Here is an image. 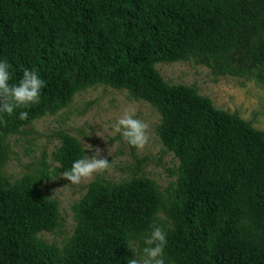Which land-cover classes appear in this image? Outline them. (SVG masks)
<instances>
[{
	"label": "trees",
	"instance_id": "trees-1",
	"mask_svg": "<svg viewBox=\"0 0 264 264\" xmlns=\"http://www.w3.org/2000/svg\"><path fill=\"white\" fill-rule=\"evenodd\" d=\"M0 58L10 83L25 68L45 82L38 104L0 124V264H127L154 223L168 234L166 264H264V131L157 69L192 62L264 87V0H0ZM97 86L159 114L163 153L179 161L176 182L163 191L139 175L147 159L129 180H94L72 206V236L57 246L41 236L63 233L59 202L43 184L50 174L12 182L9 139ZM56 137L62 174L84 147L66 131Z\"/></svg>",
	"mask_w": 264,
	"mask_h": 264
},
{
	"label": "rangeland",
	"instance_id": "rangeland-1",
	"mask_svg": "<svg viewBox=\"0 0 264 264\" xmlns=\"http://www.w3.org/2000/svg\"><path fill=\"white\" fill-rule=\"evenodd\" d=\"M157 69L167 82L195 86L215 108L237 113L254 128L264 131V87L253 81L215 78L208 68L192 62L161 64ZM126 111L134 112L136 118L148 126L149 140L142 149L130 146L125 138L113 131L115 121ZM159 123V114L147 103L130 101L126 92L97 86L77 95L68 108L35 122L23 135L9 139V161L5 172L12 182L38 169L50 174L43 184L50 197L59 202L63 233L41 235L46 242L62 246L69 240L76 225L72 206L98 178L113 183L129 180L133 172L130 170L138 161L147 159L141 164L139 175L153 179L163 191L175 184L176 175L170 171L177 170L179 161L173 153H163L164 146L156 132ZM59 131H66L81 143L83 141L82 145L88 146V156L98 151L109 165L80 183L71 184L55 173L58 163L54 162L53 153L59 145L56 137ZM134 250L138 252V247Z\"/></svg>",
	"mask_w": 264,
	"mask_h": 264
},
{
	"label": "clouds",
	"instance_id": "clouds-1",
	"mask_svg": "<svg viewBox=\"0 0 264 264\" xmlns=\"http://www.w3.org/2000/svg\"><path fill=\"white\" fill-rule=\"evenodd\" d=\"M10 80L9 63L6 59L0 58V124L4 123L5 115L11 117L17 109L38 104L41 90L45 87V82L39 73L27 68L23 70L18 82L10 83ZM27 117L26 111L18 113V119L21 121L26 120ZM113 131L138 150L142 149L149 140L147 124L136 118L135 113L131 111H126L115 121ZM86 149L88 146L84 145V155L75 159L70 168L61 174L71 184H78L82 179L92 176L109 165L105 158L100 157L98 151L90 157L85 154ZM167 235L166 229L159 223L152 224L150 231L142 237L140 255L137 256L131 251L135 258L127 259V264H166L164 253Z\"/></svg>",
	"mask_w": 264,
	"mask_h": 264
}]
</instances>
